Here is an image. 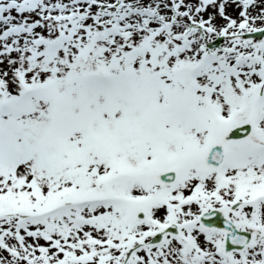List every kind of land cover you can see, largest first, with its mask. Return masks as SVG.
<instances>
[{"label": "snow or ice", "instance_id": "6c2138e0", "mask_svg": "<svg viewBox=\"0 0 264 264\" xmlns=\"http://www.w3.org/2000/svg\"><path fill=\"white\" fill-rule=\"evenodd\" d=\"M0 264H264V0H0Z\"/></svg>", "mask_w": 264, "mask_h": 264}]
</instances>
